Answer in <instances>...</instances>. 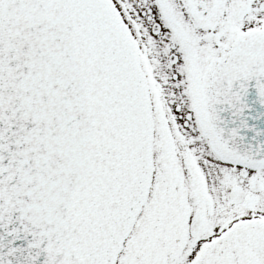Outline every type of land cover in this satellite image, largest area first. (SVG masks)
<instances>
[{
    "label": "snow or ice",
    "instance_id": "6c2138e0",
    "mask_svg": "<svg viewBox=\"0 0 264 264\" xmlns=\"http://www.w3.org/2000/svg\"><path fill=\"white\" fill-rule=\"evenodd\" d=\"M0 264H264V0H0Z\"/></svg>",
    "mask_w": 264,
    "mask_h": 264
}]
</instances>
